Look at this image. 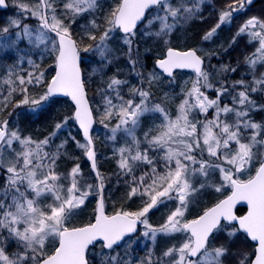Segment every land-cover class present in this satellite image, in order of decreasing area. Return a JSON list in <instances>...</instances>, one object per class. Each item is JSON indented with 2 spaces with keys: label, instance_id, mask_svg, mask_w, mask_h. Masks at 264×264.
<instances>
[{
  "label": "snow or ice",
  "instance_id": "1",
  "mask_svg": "<svg viewBox=\"0 0 264 264\" xmlns=\"http://www.w3.org/2000/svg\"><path fill=\"white\" fill-rule=\"evenodd\" d=\"M14 3L20 10V16L10 19L7 25L0 27V51H19V45L25 43L33 49L41 50L42 55L45 52L55 54L56 69L50 81L45 80L42 71L38 75L28 72L25 79L24 75L10 70L7 76L18 80L22 94L28 92V89L23 87L26 84H39L44 89L38 98L30 99L24 96L20 103L41 105V102L57 94L69 97L74 104V115L67 117L64 125L72 121L78 124L85 143L75 141V137L70 138L85 151L87 159L91 161V168L96 170V153L90 136L94 110L90 107L81 76V50L94 51L102 61L107 62L112 55L107 43L111 36L117 30L123 33V43L129 46L131 52V37L136 35L138 24L144 20L149 8L158 6V12H164L163 16H157L161 26L155 35L159 37L166 35L172 28L171 24L164 22L169 16L176 20L182 16L187 19L184 14L195 11V6H185V0H179L175 7L170 5V0H115V7L103 17L110 27L101 31L99 42L94 47L89 44L81 49L78 40L73 37L71 23L65 21H74L78 16L93 13L100 7L99 0H64L63 13L59 16L55 0H35V3L14 0ZM251 3L252 0H233L227 10L219 16V23L212 27L203 39L211 40L226 20L234 14H245V5ZM4 6L6 0H0V7ZM132 8L135 12L130 15L129 9ZM32 18L39 21L38 28L25 23V20ZM147 23L150 25L153 21L148 20ZM92 24L98 27L95 20ZM84 32L91 41H97V35L91 34L88 29H84ZM243 34L249 36L250 42L258 44L253 53L255 59L249 57V63L253 67L257 62L264 64V18L247 19L235 33L233 42ZM207 55L210 58L212 53ZM129 58L131 60V56ZM18 59L21 64L25 62V57ZM26 62L34 68L39 67L32 59H27ZM203 62L202 55H199L197 50L180 51L171 47L167 49L166 58L157 61L159 69L167 73L169 78L174 79L173 69L189 68L193 69L198 77H203V83L200 80L192 83L191 89L187 91L188 98L179 104L175 118L168 107L152 99L149 90L131 87V97L125 99L121 95L120 86L127 84V81L117 78L110 80L107 87L115 93V97H111L107 92L101 93L104 103L102 110L96 113L99 116L98 122L108 127L107 122L113 118L119 121L111 129L110 139L113 141L116 140L119 129L130 125L123 127V131L132 137V141L128 146L118 149L119 168L125 177H131L127 195L135 197L139 194L141 199L145 196L147 199L139 210H122L111 217L105 215L104 203L101 200L95 222L83 227L69 228L66 224L70 217L85 205L93 185H88L85 190V186L79 182V165L74 166L70 173L63 177L55 171L57 154L45 149L57 136V132L53 131L45 139L36 141L24 137L19 130L10 129V121L0 118V169L7 173V183L0 190V264H66L64 257L73 248L70 236L74 233L85 234L74 249V264H89L86 252L89 246H95L97 242L102 247L101 255L107 256L106 264H130L126 259L113 255V251L128 234L136 232L138 223L144 225L143 235L149 237L152 242L157 240L158 234L173 239H178L182 234V239H178L177 243L163 252V258L167 259L154 261L149 254L141 259L139 264H224V258L231 255V250L226 243L216 242V234L224 232L225 239L230 240L236 236V230L225 231L222 220L228 224L238 221L239 230H243L252 241L258 242V248L251 255H239L238 264H264V233L246 226L247 216L237 217L233 212L236 204L240 202H246L248 210L253 207L249 186L264 178V159L259 158L257 152L253 151L257 145L264 146V125L252 122L249 117L251 108L257 106L255 101L250 99V93L264 92V75L254 79L251 85L244 80L236 81L231 86L232 91H235L237 86L244 90L233 97V106H222L221 97L230 94L229 87L221 85L215 89V99L205 95L201 89H211L212 85L208 83V74L202 71ZM132 63L135 64V61ZM231 71L235 72L236 69L232 68ZM136 75L139 76V73ZM5 83H15V80H6ZM15 90L11 89L7 96L0 93V116L15 104L11 98ZM114 99L118 103H114ZM209 110L214 111L212 119L207 118ZM193 111L205 114V120L196 119L192 116ZM146 113L158 116L160 122L144 132L143 144L146 147L142 149V142L134 133ZM84 114L87 119L83 118ZM230 114L235 117L232 122L228 119ZM64 125L57 123L55 129L61 130ZM247 133H250V136L246 135ZM245 140L248 142H243ZM17 144L20 146L19 150L15 147ZM233 145L236 146L235 150ZM63 147L64 144H61L57 152ZM3 152L14 154L13 158L5 159ZM149 152H159L162 155L153 160ZM257 160L259 167L255 180L251 177L248 185H244L239 179H233V172L246 171ZM160 163H163V168L159 166ZM141 165L150 168V171L142 170L141 174L137 175ZM213 171H218L222 180L231 186L232 195L204 210L198 218L187 220L186 212L193 194L209 187L206 182H200L197 187L194 180L197 177L206 180ZM96 177L100 181L99 188L102 189L104 177L98 172ZM215 190L219 192L221 188L216 187ZM45 194L54 199L46 208H42L39 206L40 200ZM167 202L173 203L174 208L159 228H153L149 223L148 214L153 209L158 210L160 206H167ZM202 221H206V226L201 230L199 225ZM88 229L94 231L88 234ZM5 241H15L19 250L8 254Z\"/></svg>",
  "mask_w": 264,
  "mask_h": 264
},
{
  "label": "rangeland",
  "instance_id": "2",
  "mask_svg": "<svg viewBox=\"0 0 264 264\" xmlns=\"http://www.w3.org/2000/svg\"><path fill=\"white\" fill-rule=\"evenodd\" d=\"M26 2L35 3V0H26ZM63 3H64V0H55V6L57 8L58 16L63 13ZM178 3H179V0H170V5L173 7L177 6ZM231 3H233V0H185V6H189V7L195 6L196 10L192 12V15L191 13L184 14L188 17L187 19H184L182 16L179 20H176L169 16L168 19L164 22L171 24L172 28L170 31L167 32L166 35L162 34L159 37L155 35V32L159 31L160 26H161V21L157 19V16H163L164 12L163 11L158 12V10H156L149 19V20H152L153 23L150 25L146 23L143 27L142 34L140 35L141 39H143L146 42L152 40V41H156L157 44L159 45V42L162 41L168 45L171 41L174 44L178 43L181 46L180 48H183L184 41L178 39V36L179 35L185 36L186 34H188L187 32H189L192 29L193 26H205L201 31L196 32L193 35V38L191 40V42L195 43L196 45L195 49H198V52L200 54L204 52L205 55L202 54L204 57H208L207 54L212 53L211 57L210 58L208 57L210 59L209 61L211 64L206 73L208 74V83H210L211 85L213 84V85L211 89L204 87L201 90L210 99H215L217 95L215 89L220 88L221 85L229 87L230 94H226L221 97V105L223 106L227 104L230 107L233 106V103H234L233 97H235L239 91L244 90L243 88L237 86L235 91H232L231 86L236 81H239V80H244L249 85H251L253 82V79L246 78V76L248 75L253 76L252 74L253 71L241 72L240 70H242V67L245 68L246 65L248 64L249 66L248 68H254V70H257L256 72L257 78H259L261 75H264V64L257 62L255 66L253 67L248 61L249 57H252L253 59H255V57H253V53L255 52L256 47H258V44H256L255 42H250V38L247 34L241 35L240 37L236 39L235 42H233V37L235 36V33L237 32L239 27H241L245 23L247 19L252 18V17L264 18V4H262L260 7L254 8L251 11H245V14L243 15L234 14L230 19L225 21L224 26L218 30V32L214 35V37L211 40L206 41L203 39V37L207 34V32L210 31L211 28L214 27L217 23H219V16L222 14L223 11L227 10L228 5ZM9 5L10 7L5 15L6 18L5 20L1 21L3 23L0 24V27L7 25L10 19L19 18L20 16V10L16 6V3H14V0H9ZM99 5L100 7L91 14H84L82 16H78L75 18L74 21H68V20L65 21L67 23H71V30L73 29L77 30V33L79 36L78 38H75V37L74 38L78 40L81 49L88 46L89 44H92L94 47V45L99 42V34L101 33V31L106 30L110 27L103 20V17L106 16L111 11V9L115 7V0H99ZM93 20L96 21V24L98 25V27L93 26L92 24ZM25 23H27L30 27H36V28L39 27V21L36 18L25 20ZM180 28H186V30L184 29L185 31H182ZM84 29H88L91 34L97 35V41L95 42L91 41L88 38V35L85 34ZM146 32L149 34L145 35ZM135 36L131 37L133 43L131 45V52H130L129 46L123 43V36L119 34L118 31H116L111 36L109 41L107 42L112 52V55L108 58L107 62L102 61L100 57L98 56V54H96L94 51L83 52L81 50V52L85 55L84 57L85 61H87L90 64V69L88 72L91 73L92 76L96 75L99 78L100 76L103 75L104 81L100 79V83H101V86H99L100 90L97 87L93 88V86H92V89L90 90V92L92 93L93 91L95 95L94 103H95L96 113L97 111H100L103 108L104 101L101 98L102 92H107L111 97H115V93L111 92V90L108 89L107 87L110 81L107 84L104 74L108 73L107 68H110L109 64L113 65V67L115 68L119 66L120 64L119 62L112 63L114 60L121 58L122 51H118L119 46H122L123 48L127 50V52L129 53L128 57L131 56V60L130 58H128V62L131 61V64L127 62L128 66H131L133 70L136 69L135 68L136 62L135 64L132 63V61L134 60L132 58V55L136 56L137 54V58H136L137 61H139L140 58L138 57L139 54L137 53V44L134 41ZM134 47L136 48V52L133 51ZM19 49L22 53L20 52V55L18 57H25V62L21 64L20 60L17 58L15 59L16 61L12 64V66H8V68L6 69L14 70V72L18 75H24L25 79H27L28 72H32L34 75H38L39 72L42 71L44 72L45 77L46 76L48 77L51 74L52 69L55 67V59H54L55 54H48L47 52H45L42 55L41 50L33 49L32 47L26 45L25 43H21L19 45ZM154 49L155 51L158 50L159 46H156ZM167 49L165 50V53ZM12 51L14 50L0 51V93L7 96L8 92L11 89L13 88L16 89L11 97L15 101V104L10 106L12 107V110L15 109L16 111V107L21 104L20 101L24 98V96H28L30 99L38 98L39 94L43 92V89L41 88V85L39 84H35V85L26 84L23 87H26L28 89V92L22 94L20 91V86L18 85V80L15 81V83H11V85L14 84L13 88L8 87L9 85L7 87H3L4 85H7V83H5L6 80H16L15 77H8L7 76L8 72L1 73L2 67H3V64H2L3 61L1 60L2 58H4V56L7 53H10ZM165 53L163 51L160 58L164 57ZM222 53L227 54L228 59H230L232 56L233 57L231 60L227 59V61H225L222 59V55H223ZM49 57L50 59L48 60ZM27 59H32L35 62V64L39 66L38 69L34 68L32 65H29L26 62ZM51 59H52V62H51L52 65L49 64ZM232 68H235L236 71L232 72L231 71ZM156 75L158 76L157 80H156V76L153 73L151 74L152 80L154 82H160L162 80V79L160 80V78H163V74L158 72ZM96 76H93L92 82L96 80L95 79ZM197 80H200L201 83H203V77L197 78L193 82ZM95 82H97V80ZM104 84H107V85L103 86ZM167 84L175 85L176 82L172 81ZM181 87L183 90V97L181 101L179 102V104L183 101V99L188 98L187 91L191 89L192 84H190V88H188L189 87L188 80H185L181 83ZM136 88L140 89L143 87L140 84V86H137ZM143 89L147 90L146 88H143ZM120 92H121V95L126 99L131 97L128 85L127 86L121 85ZM152 99L156 101L153 98V96H152ZM250 99L255 101L257 105L255 108H251V110L249 111V117L251 121L264 125V92L257 91L255 93H250ZM52 100L53 99L50 98L47 101L41 102V105H32L30 112H33L34 115L29 114L30 116L29 115L28 116L30 117V119L35 117L36 112L43 109L47 105L49 106L52 103L51 102ZM168 100H169L168 103L170 104L169 106L163 103L164 101V97H163L161 101L162 106L168 107L169 111L173 114V118H175V113L179 107V104L177 106L175 104L176 96L174 95L173 97H168ZM114 103H118V101L114 99ZM28 111H29L28 109H25L24 112L21 113L22 115H20L19 117L25 118L26 114L24 113H27ZM71 115H72V112L70 114L67 113L66 115H62V117L60 118V121L56 120V124L60 123L64 125L65 119ZM144 115H147V116L151 115L152 118H157L156 120L160 122L158 116L152 113H146ZM213 115H214V111L209 110V113L207 114V118L212 119ZM192 116H194L196 119H199L201 121L205 120V114L199 113L197 111H193ZM14 119H17V118H14ZM14 119H11V121ZM96 119L97 121L99 120V116L97 114H96ZM228 119H229V122H232L235 119V117L230 114ZM107 123H108V127H105L99 122L97 123V127H96V133L106 143H107V140L109 142L113 141L110 139V136L112 135L111 129L114 128L116 124L119 123V121L113 118ZM10 124L11 122L9 123L10 129L17 130L15 129V127H11ZM56 124H52V125L55 126ZM143 125L144 124H142L141 122L140 127L135 130V133L138 132L139 130H144ZM129 126H123V127H129ZM123 127L117 131L115 142H118L119 144H121L122 147H126L131 143L132 137L127 135L123 131ZM149 128L150 127L148 124V127L146 128V130H148ZM69 129H70V122L67 125H64L61 131H65ZM246 135L250 136V133H247ZM33 140L40 141L43 139H40V140L33 139ZM79 142L83 143L81 141ZM243 142H248V141L245 140ZM15 147L17 150H19L20 148L18 144L15 145ZM145 147L146 146L141 145L142 149ZM235 148L236 146L233 145L234 150ZM45 150L55 153L57 148L51 142V144ZM253 151L257 152V155L259 156L260 152L264 151V146L257 145L256 147L253 148ZM2 155L4 156L5 159H7V157H9L10 155L13 157L14 154H10V152H3ZM158 155L160 157L162 153L158 152ZM204 156L205 158L207 157L206 152L204 153ZM255 163L257 162L255 161L246 171H242L240 173L233 172V178L236 177V179H239L240 181H245L249 179L248 177H250L252 173L254 172L253 168L255 167ZM54 167H55V171L57 172V169H56L57 163ZM160 167L163 168V163H160ZM2 173L3 171L2 169H0V184L4 182V186H5L7 183V174L2 175ZM200 182H206L209 185V187L205 188L206 190L203 189L199 191L198 193L193 194V198L190 203L189 209L186 212L187 220H190V217L194 216L195 213H198L201 210L199 208L201 206H204V204H206L208 201L221 197L222 195H225L227 191L231 190V186L227 182L222 180L221 174L218 171L211 172L209 177L206 178V180L203 177H197L194 180V183H196L197 187H199ZM64 183L66 185L67 181H65ZM216 187H220L221 190L217 192L215 190ZM2 189L3 187L0 186V190ZM207 189L209 190L207 191ZM210 189H214L215 192H211ZM61 195H63V192H61ZM53 199L54 197L48 194H45L43 197H41L39 206L42 208H46L48 204H51L53 202ZM146 199L147 198H145L144 200ZM143 202L144 201H142V203L138 205L137 207L138 209L142 207ZM174 206L175 205L173 203L167 202V206H160L158 210L153 209L150 211V213L154 212L155 210L159 211L158 214L153 218L150 217V213L148 214L149 223L153 226V228H159L165 222L167 215L169 214L170 210L174 208ZM70 221L72 220L69 219L68 222ZM73 225L75 224L74 223L66 224V226H73ZM231 230H234V229L225 228V231H231ZM144 231H145V227L143 225L139 236L133 238V240L129 241L127 244L124 245L123 248L119 249L113 255H118L126 259V261L130 262V264H132V262H134V264H139V261L143 258H146L149 254H151L152 259L156 261V260H160L161 258H163V252L166 251L168 247L172 246V244L174 243H177L178 239H182V234H180L178 239H173L172 237L158 234L157 240L155 242H152L149 237H145L143 235ZM237 234L238 233L236 231V236L230 240L225 239L224 232H220L217 234L218 240L216 242L226 243L227 246L231 250V255H228L224 258V264H238L239 255L241 253H247L251 255L254 252L246 244V242L243 239L238 237ZM4 235L6 236L7 233H4ZM5 243L7 246L6 251L8 254L11 255L19 250L15 241H5ZM51 246H52L51 242H49V247ZM99 252L101 251L96 250V252L94 251L93 254H97ZM163 259H167V258H163ZM106 261H107V256H104L103 262L99 263L97 260L96 264H106Z\"/></svg>",
  "mask_w": 264,
  "mask_h": 264
},
{
  "label": "trees",
  "instance_id": "3",
  "mask_svg": "<svg viewBox=\"0 0 264 264\" xmlns=\"http://www.w3.org/2000/svg\"><path fill=\"white\" fill-rule=\"evenodd\" d=\"M9 2V0H8ZM8 11V10H7ZM0 11V24H2L3 20L6 18V13ZM143 27L139 28L136 32V36L134 41L137 44V53L139 54V61L136 60L137 54L132 55V58L136 62V69L133 70L131 66H128V52L125 48L122 46H119L118 51H122L121 58L114 60L112 63H120L118 67H113V65H110V68H107L108 73L104 74V77L107 81V84L112 78H117L121 80H126L128 85V88L130 89L131 87H137L142 85L143 88H146L149 90L153 96V98L157 102H161L162 98L164 97V104H167L168 106L170 105L168 102V97H173L174 95L176 96V106L179 104L183 97V90L181 87V83L185 80H188V84L190 88V84L194 80H196L195 76L186 73V72H180L177 73L174 77V79H167L165 76L163 78H160V82H154L152 80L151 74L153 73L156 76V80L158 79V76L156 75L158 73L156 69V62L160 58L161 54L165 53V50L168 47H174V48H179V49H189V48H195L196 45L194 42H191L193 35L196 32L201 31L205 26H193L192 29L187 32L188 34L184 35H179L178 39L184 41L183 48H180L181 46L178 43H173L170 41V43L167 45L166 43L160 41L159 45L157 44L156 41H144L141 39V34L143 31ZM182 31H185L186 28H180ZM185 29V30H184ZM73 33V37L78 38V33L77 30L73 29L71 30ZM188 35V36H187ZM159 46V49L155 51V47ZM199 48V47H197ZM198 50V49H197ZM200 50V49H199ZM133 51L136 52V48H133ZM20 49L19 51H12L10 53H7L4 58H2L1 61H3V67L1 73L4 72H9L10 70L6 69L8 66H12V64L16 61L15 59L18 58L20 55ZM22 53V52H21ZM203 55L204 52L202 53ZM225 54V53H223ZM85 57V55L83 54ZM125 56V57H124ZM52 57V56H51ZM233 57V56H232ZM231 57V59H232ZM208 58V57H206ZM50 57L48 58V60ZM47 60V59H46ZM52 59L50 60V63L52 65ZM131 64V61L128 62ZM93 64V63H92ZM234 64V63H233ZM233 66V65H232ZM248 64L246 65L245 68L242 67L241 72H250L252 71V68H248ZM240 68V67H239ZM83 69L85 72V83L87 86V89L90 90L93 88H98L101 86L100 79L103 80V75L99 77L96 76L94 82L93 76L91 73H89L90 69V64L85 61V58L83 60ZM139 73V76L136 75V73ZM248 75V74H246ZM46 81H49V76L45 77ZM17 81V80H15ZM172 81H175V88L170 89L167 87V83H170ZM104 83V82H102ZM163 83V84H162ZM107 84H104L103 86H106ZM9 85V86H8ZM98 85V86H97ZM213 85V84H212ZM14 87V84L11 85V83H7V85H4L3 87ZM100 90V89H99ZM44 91V89H43ZM129 94V93H128ZM89 97L92 103V107L94 109V112L96 113V108H95V95L94 92L89 93ZM178 97V98H177ZM126 99V98H125ZM52 103L43 109L39 110L38 112L35 113V117L30 119V115L33 113L27 112L24 113L26 114L25 118L19 117L22 115L21 113L24 112V108H27L26 106H32L31 104L29 105H24L20 107V114H18L17 119H14V113H16L15 109L12 110V107H8L6 112L3 114V116H0V118H5L8 119L11 122V127H15V129L19 130V132L24 136V137H30L32 139H45L46 137L50 136L53 131L57 132V136L52 140V143L58 148L61 144H64L63 148H59V151H55L57 154V172H70L71 169L79 165L80 166V176H79V182L85 186V190H87L88 185H93V190L90 192L89 196L87 197L85 205L76 211L74 213L75 216H77L78 222H75L73 226H81L90 223L96 214V205L99 197L98 193V186H97V180L91 170L90 164L86 158L85 151L83 149H80L77 146V143L74 142L70 137H75V141H82L81 134L79 130L76 128L74 122H70V129L61 131L55 129V126L52 124H56V120L60 121V118L62 115H66L67 113L73 112L74 107L72 104L65 99H53L51 101ZM12 111V112H10ZM29 115V116H28ZM147 118L144 120V125L143 128L146 130L148 127V121ZM11 119H14L11 121ZM98 123V121H97ZM149 127L152 128V126L149 124ZM142 128V129H143ZM140 141L142 142V146H146L143 144V136L139 135ZM94 140L97 148V156H98V167L101 172V175L104 177V190H105V201H106V209L109 213L113 212H120V211H137L139 210L137 207L139 204L144 201L146 196L141 199L140 195L137 194L135 197H129L127 194L130 191V186H131V177H125L120 168H119V152L118 149L122 147L121 144L118 142L112 141L109 142L107 140V143L104 142V140L99 137V135L96 133V129L94 132ZM67 141V143H64ZM84 143V142H83ZM149 155L152 156L153 160H157L159 158L158 152H149ZM160 166V165H159ZM150 171V168H146L144 165L140 166V169L137 170V175L141 174V171ZM3 175V174H2ZM210 200L209 202H211ZM199 209H204L202 206ZM159 211L155 210L154 212L150 213V217H155L158 214ZM244 212L243 209L239 210V213ZM197 213L194 214V216L190 217V219L198 216L196 215ZM226 228H232L233 226H225ZM218 234V233H217ZM216 234V235H217ZM242 239L246 242V244L254 251V248L251 244H249L244 237ZM93 261V260H92ZM93 264V263H92Z\"/></svg>",
  "mask_w": 264,
  "mask_h": 264
},
{
  "label": "water",
  "instance_id": "4",
  "mask_svg": "<svg viewBox=\"0 0 264 264\" xmlns=\"http://www.w3.org/2000/svg\"><path fill=\"white\" fill-rule=\"evenodd\" d=\"M252 1H254V0H252ZM8 7H9V5H8L7 0H6V6H4V7H0V10H1V11H6V10L8 9ZM155 7H156V6H153V7L149 8L148 10H146L145 18H144L143 21H141V22L138 24L137 29L140 28L141 25L146 21V18H147V14H148V12L151 11L152 9H154ZM134 12H135V9H134V8L129 9V14H130V15H131V14H134ZM137 29H136V30H137ZM122 34H123V33H122ZM173 49H174V50H179V49H175V48H173ZM180 51H183V50H180ZM166 54H167V53H166ZM80 56H81V60H82V63L80 64V70H81V76H82V79H83V81H84V73H83V68H82L83 57H82V54H81V53H80ZM164 58H166V56H165ZM156 67H157L158 70L161 71L166 77H168V76H167V73H164L162 69H159V67H158V65H157V62H156ZM201 67H202V70H203L204 62H203V64H202ZM177 71H192V72L195 73V71H194L193 69H190V68H189V69H173V75H174L175 72H177ZM195 74H196V73H195ZM196 75H197V74H196ZM84 83H85V81H84ZM85 92H86V96H87V98L89 99L90 107L92 108L91 101H90V98H89V94H88V91H87L86 85H85ZM52 98L69 99V100L71 101V99H70L69 97H65V96H63V95H61V94L54 95ZM71 103L73 104L72 101H71ZM73 105H74V104H73ZM92 109H93V108H92ZM93 116H94V113H93ZM83 118H84V119H87V115L84 114V115H83ZM77 125H78V124H77ZM95 126H96V119H95V116H94L93 126H92V128L90 129V136L92 137V140H93V149H94V151H95V153H96V164H97V169H96V170H93L92 168H91V169L93 170V172H94L95 175H96V173H97V172L99 173V171H98V157H97L96 145H95V142H94V139H93V132H94ZM81 133H82V131H81ZM82 137H83V135H82ZM83 139H84V138H83ZM87 160H88V159H87ZM88 162H89V164H90V166H91V161L88 160ZM96 178H97V177H96ZM255 179H256V174H255L254 177H253V180H255ZM97 181H98L99 199H98V203H97L96 215L98 214L99 203H100L101 200H103V203H104V213H105V215H108V214H107V211H106V205H105V191H104V187H103L102 189L99 188L100 181H99L98 178H97ZM248 181H249V180L243 182V184H244V185H248ZM249 187L251 188L250 196H251V199H252V201H253V207H252L250 210H248L247 203H246V202H240V203H237V204H236L235 208L233 209V212H234V214H235L237 217L247 216L248 218H247L246 221H245V225L248 226V227H251V228L255 229V230H256L257 232H259V233H264V178L257 180L256 183H255L254 185H251V186H249ZM231 195H232V192L230 193V196H231ZM227 198H228V197H227ZM227 198H226V199H227ZM240 208H243V209L246 210L244 214H241V215L238 214V210H239ZM249 212L251 213L250 215H249ZM113 215H114V214H113ZM108 216L111 217L112 215H108ZM95 217H96V216H95ZM94 222H95V219H94L93 223H94ZM101 222L103 223L104 220L102 219ZM223 223L228 224L227 222H225V221L222 220V224H223ZM140 225H141V224L138 223L137 226H136V228H137L136 232H135V233L128 234V236H126V237L124 238V240H125L127 237H129V236H134V235L138 232V230H139V226H140ZM231 225H237V226H238V229H239L238 221L231 223ZM84 226H86V225H84ZM205 226H206V221H202V222L200 223V225H199V227L201 228V230H202ZM80 227H83V226H80ZM87 231H88V234H90V233H92V232L94 231V229H88ZM240 231H241L242 233H244L243 230H240ZM244 234H245V233H244ZM84 235H85V234H80V233H74V234H71L70 238H71V240H72V242H73V248H72V250L69 251V252L65 255V257H64V259H65V261H66V264H74L75 259H76V257H75V253H74V249H75L76 247H78L79 242H80V240L83 238ZM245 235H246V234H245ZM246 236H247V235H246ZM248 238H249V237H248ZM249 239H250V238H249ZM124 240H122L121 242H119L117 246L122 245V243L124 242ZM250 240H251V239H250ZM251 241H252V240H251ZM97 243H99V242H97ZM97 243L95 244V246L97 245ZM252 243L255 244V246H256V247H255V251H256V249L258 248V242H256V241H252ZM95 246H89V249H88L87 252H86V258H87V260H88V253H89V250H90L92 247H95ZM115 247H116V246H115ZM88 262H89V260H88Z\"/></svg>",
  "mask_w": 264,
  "mask_h": 264
},
{
  "label": "bare ground",
  "instance_id": "5",
  "mask_svg": "<svg viewBox=\"0 0 264 264\" xmlns=\"http://www.w3.org/2000/svg\"><path fill=\"white\" fill-rule=\"evenodd\" d=\"M152 11H149L148 12V14L149 13H151ZM147 14V15H148ZM191 15H192V13H191ZM223 54V53H222ZM205 59V61H204V67H203V70L202 71H204L205 73L208 71V69H209V67H210V59L209 58H204ZM222 59L223 60H225V61H227V59H228V56H227V54H223L222 55ZM228 60H231V58L230 59H228ZM82 68H83V64H82ZM156 69H157V71L158 72H160L161 73V71H159L158 70V68L156 67ZM55 67L52 69V71H51V74L49 75V81L51 80V78L55 75ZM252 71H253V76H251V75H248V76H246V78H250V79H256L257 78V76H256V72H257V70H254V68H252ZM83 73H84V81H85V72H84V69H83ZM186 73H190V74H192V75H194L195 76V78L197 79V78H200V77H198L194 72H192V71H186ZM167 79H169L168 77H166ZM167 87L168 88H170V89H173L174 90V88H175V85H167ZM52 98V97H51ZM52 99H54V98H52ZM25 104H20V105H18L17 107H16V113H14V116H13V118H17L18 117V114H20V107L21 106H24ZM29 105V104H28ZM32 105V104H31ZM27 108H24V109H28L29 110V112L31 111V106H26ZM74 107V106H73ZM31 113H33V112H31ZM72 115H74V109H73V112H72ZM148 115V114H147ZM147 115H144L142 118H141V122H142V124H144V120H145V118L146 117H148L147 118V121H148V123L152 126V127H154V126H156V125H158L159 124V122L156 120L157 118H152L151 117V115H149V116H147ZM94 116H95V119H96V114H95V112H94ZM74 122V121H73ZM96 123H97V119H96ZM74 124H75V126H76V128L79 130V128H78V125L74 122ZM96 127H97V125H96ZM147 131V130H146ZM79 132H80V134H81V138H82V141L85 143V141H84V139H83V137H82V133H81V130H79ZM144 132H145V130H139L138 132H136L135 133V136L137 137V139L138 140H140V137H139V135H141V136H143V134H144ZM93 139H94V135H93ZM132 141V140H131ZM94 142H95V140H94ZM96 145V144H95ZM96 151H97V148H96ZM259 158H261V159H264V151H262V152H260V154H259V156H258ZM13 157L10 155L9 157H7V159H12ZM87 158V157H86ZM257 163H255V167L253 168V173H252V175L250 176V177H248V178H253L254 177V175L256 174V170L258 169V167H259V162H258V160L256 161ZM91 167V166H90ZM92 170V169H91ZM2 171H3V173L2 174H7L6 173V171H4V169H2ZM98 171H99V174L101 175V172H100V170H99V167H98ZM92 172H93V170H92ZM68 173H70V172H67V171H65V172H58V174L60 175V176H64V175H66V174H68ZM93 174H94V176H95V178H96V175H95V173L93 172ZM102 176V175H101ZM233 179H236V177L235 178H233ZM96 180H97V178H96ZM249 180V179H248ZM97 183H98V181H97ZM0 186L1 187H4V182H2L1 184H0ZM228 189V188H227ZM206 190V189H205ZM209 189H207V191H208ZM211 190V192H215V190L214 189H210ZM232 192V188H231V190L230 191H227V193L225 194V195H222L221 197H218V198H215L214 200H212L211 202H207L206 204H204V206H202L204 209H201L196 215H201L202 213H203V211L204 210H207V208H209V207H213V206H215V204L216 203H218V202H220L221 200H224V199H226L227 197H229L230 196V193ZM115 213H117V212H113V213H111V214H115ZM70 219L72 220V221H70V222H68V223H71V224H73V223H75V222H78V219H77V216H75L74 214L70 217ZM93 221H94V219L90 222V223H93ZM85 225H87V224H85ZM224 225L225 226H233L232 228L234 229V230H236L237 231V235H238V237L239 238H241L242 239V237H244V239L249 243V244H251L252 246H253V248H255L256 246H255V244L254 243H252V241L244 234V233H242L239 229H238V226L237 225H228V224H225L224 223ZM81 226H83V225H81ZM69 228H71V227H80V226H68ZM226 228V227H225ZM139 234H140V232L138 231L134 236H129V237H127L125 240H124V242L122 243V245L121 246H123V244L125 245V244H127L129 241H131V240H133V238H135V237H138L139 236ZM116 247H119V246H116ZM114 250H115V248H114ZM96 256V258H97V260H98V262L99 263H101V262H103V260H104V256H102L101 255V252H99V253H97V254H95ZM92 263H93V261H92ZM94 264V263H93Z\"/></svg>",
  "mask_w": 264,
  "mask_h": 264
},
{
  "label": "flooded vegetation",
  "instance_id": "6",
  "mask_svg": "<svg viewBox=\"0 0 264 264\" xmlns=\"http://www.w3.org/2000/svg\"><path fill=\"white\" fill-rule=\"evenodd\" d=\"M262 4H264V0H254V1H252V3H251L250 5H248V4L245 5V11H251V10H253L254 8L260 7ZM156 10H158V9H156ZM156 10L152 11V14H153ZM142 226H143V224L141 225L140 230H141ZM123 247H124V244H123V246L115 247V250L113 251V254L116 253L119 249H121V248H123ZM96 250H99V251L102 252V247H101V244H100V243H98V244L94 247V250H93L92 254L90 255V258H89V259H90V264H92V260H93V263H94V264H96V262H97V258L95 257L96 255L93 254L94 251L96 252Z\"/></svg>",
  "mask_w": 264,
  "mask_h": 264
}]
</instances>
